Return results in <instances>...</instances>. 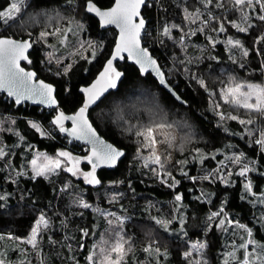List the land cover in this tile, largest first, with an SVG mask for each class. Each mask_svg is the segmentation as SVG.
<instances>
[{
    "label": "trees",
    "instance_id": "obj_1",
    "mask_svg": "<svg viewBox=\"0 0 264 264\" xmlns=\"http://www.w3.org/2000/svg\"><path fill=\"white\" fill-rule=\"evenodd\" d=\"M27 2V12L62 11L71 18L77 17L78 10L81 9L85 17L95 21L97 36L108 34L112 38L110 49L86 80H81L82 70L76 62L67 77L51 76L43 72L44 67L39 66L38 57L42 47H38V43L34 44V49L30 53L33 63L23 64L28 69L36 70L39 78L55 84L60 106L67 113H75L84 101L80 88L94 80L110 57L117 31L114 28L101 30L97 19L86 12V0H28ZM93 2L101 8H109L114 0H93ZM10 3L11 0H0V11L6 10ZM147 4L148 6L142 11L147 22L142 38L143 45L157 58L167 81L186 104L178 102L151 74H142L138 67L125 59L115 65L116 69L123 73L118 88L89 110V117L100 134L125 152L124 158L114 168L97 169L96 175L101 180V185H88L83 179L73 177L66 171H61L50 178L38 177L33 180L31 176L11 174L5 161L0 160V196L7 197L0 201V233L5 232L17 239H26L42 213L51 222L41 234L38 248L32 258L34 264L86 262V243L90 239H84L81 230L90 227L93 213L89 208L80 206L77 201L81 197L93 207L110 209L128 216L126 227L133 247L141 249L147 245H155L170 254L172 264H188L184 253L190 251L191 244L197 241L207 244L204 254L208 264H220L219 250L222 246L223 232L214 222L207 232L204 230L208 214L217 211L222 204L225 211L232 213L234 220L247 223L254 228L256 237L264 242V229L256 221L259 206L257 203H252L254 198L245 193L243 188L245 178L237 174V169L233 171L232 177L228 178L231 183L227 185L216 178L193 182L181 175V170L195 177L214 173L220 161L226 163L223 150L227 144H232L238 153L244 152L250 160L256 162L258 171L248 174V178L253 181V191L259 193L264 190V175H261L264 172V153H261L258 145L252 143L256 137L249 136L244 130L245 126L238 121L222 120L218 115L219 112L221 113L220 108L226 112L225 104L221 107L220 101V90L227 84L226 75L233 74L249 83L264 84V42L254 43L264 34V23L252 20L255 27L245 33L226 25V33L217 35L210 30L216 26L215 24L205 27V30L200 32L197 30L200 25L199 20L193 24L191 16L188 20L184 19L185 7L190 13L201 7L197 0H148ZM213 11L216 15L227 16L228 20L241 23L239 13L231 10L230 2L226 3L224 9H213ZM165 25H180L183 31L172 28V36L169 38L162 34ZM242 26L245 25L242 23ZM35 27L30 36L22 28L17 27L4 30L0 37L6 35L23 40L35 39L41 26ZM0 28H4L2 23ZM27 29L31 30V27ZM190 31H196V34H188ZM183 35L189 42L185 53L178 46ZM209 36L214 40H220L215 47L209 42ZM227 37L238 38L244 48L249 50L248 56L243 55V50L241 52L235 48L232 52L227 51ZM43 58L44 55L41 59ZM184 58L190 59L186 62L187 67ZM170 67L174 68L171 72H169ZM60 79L65 80L63 85ZM200 79L204 80L205 86L200 85L198 82ZM68 84L77 86L78 99L73 105L65 104L61 95L62 86ZM138 90L142 91L141 100L135 104L127 102L128 97L137 96ZM149 103H152L153 108ZM217 104L220 105L219 108ZM118 105L128 106L121 107V112H117ZM55 113V110L28 104L16 106L12 99L0 94V115L15 119L16 124L11 127L25 137L22 141L23 146L16 147V152L23 151L25 146H29L30 149L49 154L67 150L81 158L86 156L88 151L79 150L81 149L79 144L74 143L69 146L61 138V133L51 124ZM118 113H122V119H119ZM227 113L231 112L227 111ZM154 118L164 119V122L173 125L179 123V130L197 134L196 140L190 144L191 147L176 155V165L172 173L181 183L175 189H170L162 183L151 168H145L139 160L133 159L138 150V144L134 141L136 124L143 122L142 125H146L152 123L151 119ZM28 121L39 122L50 129H55L58 133L53 134L54 139L42 137L30 127ZM254 122L264 127V117L259 116ZM7 123L9 127L10 124ZM0 135L4 141L13 145L19 141L13 132L5 131ZM212 156H215V159H212ZM201 160L203 163L200 162ZM178 161L186 163L180 164L177 163ZM82 166L84 169L90 168L86 162H83ZM229 169L228 166L223 171ZM66 184L69 185L67 190H65ZM177 192L184 194L180 203L174 199ZM197 196L201 197L199 201L196 199ZM177 216L185 217L183 231L177 222ZM162 219L171 222L170 229L157 223ZM82 245L85 247H81Z\"/></svg>",
    "mask_w": 264,
    "mask_h": 264
},
{
    "label": "snow or ice",
    "instance_id": "obj_2",
    "mask_svg": "<svg viewBox=\"0 0 264 264\" xmlns=\"http://www.w3.org/2000/svg\"><path fill=\"white\" fill-rule=\"evenodd\" d=\"M197 2L201 7L196 8L194 13H190L188 8L185 7L184 19L188 20L191 16V23L193 24L199 20L200 25L197 30L200 32H203L205 27L215 24L216 26L212 27L210 30L217 35L226 33V25L236 28L241 33H245L248 32L249 29L255 27V24L251 22L252 20L255 19L264 23V0H230L231 10L239 13L241 23H238L235 20H228L227 16L216 15L214 13L213 9H224L228 0H215V2L214 0H197ZM23 4L24 0H11L10 6L7 10L0 11V23L8 25L10 21H15L16 24L20 25L22 28L25 26L31 27L40 24V19L37 16H30L27 20L22 18L17 19L18 14L21 13V5ZM147 6V0H114V3L110 8L102 10L93 2V0H86V12L95 14V16L99 18L101 27L115 25L119 29V38L112 55L108 58L103 71L99 74V78L89 87L80 88V91L86 96V99L83 105L73 115H67L63 110H60L56 96L57 87L55 84L47 83L43 79H38L35 70H26L24 67H21V61L26 62L28 65L33 63L29 57V50L33 48L34 44L38 42L47 43L46 38L49 35H57L61 29L57 27L49 32L46 30L48 27V24L46 23L44 25L45 30L39 32L37 39L17 40L11 37H0V91L5 92L9 98H12L13 103L17 106L30 101L33 104H40L55 109L56 114L51 120V124L55 129L61 134H66L77 141H83L90 146L88 154L83 158L75 156L66 150L58 151L55 156L37 152L36 155L28 161L27 165L31 168V178L33 180L38 177L47 178L48 176L56 174L58 171L62 170L70 173L73 177H76L79 174L88 185H101V180L96 175L97 169L104 166L109 168L115 167L121 157L125 156L123 150L113 146L111 143H107L100 137L96 128H94L89 121L88 110L90 106L95 104L105 92L109 89H116L117 81L120 80L123 73L114 67V62L117 60H123L124 53H127L128 58L139 65L142 74L147 73L151 69L159 77V83L165 86L167 85L164 71L161 70L156 59L149 52L148 48L141 46V33L145 30L146 24L145 19L141 16V8ZM257 8L259 11H257ZM201 9H203V11ZM242 23L245 26H242ZM77 26L82 30L84 29L83 24H78ZM172 28L183 31L180 25H165L162 34L171 38ZM67 31H70V29ZM67 31L65 33V39H67ZM188 34L195 35L196 31H190ZM226 39L228 45L242 49L243 55L248 56L249 50L244 48V45L239 39H234L232 37H227ZM208 40L213 47H215L216 43H219L218 40H213L211 36L208 37ZM183 41L184 37L181 36L180 42L183 43ZM261 42H264V34L260 35L254 41V43L257 44ZM61 43H63V41ZM48 47L50 49L53 48L52 45H48ZM80 47L93 48L91 59H95L96 51L92 41L82 42ZM99 47L103 48V44L101 43ZM82 58L85 60L89 59V57L86 56ZM43 62L50 66L47 70L51 72L53 76L67 77L73 67L72 63L64 64L62 57L55 55L52 50L44 53ZM53 66L55 67V71H53ZM198 82L202 87L205 86L203 79H200ZM62 87L65 93L68 95L72 94V85L68 84L67 86ZM245 88L247 89L246 91L243 90ZM220 96L224 104H232L234 107L243 108L251 113H257L264 117V87L251 83H235L234 85H229L221 89ZM219 107L220 105L217 104V108ZM218 115H220L222 120L225 118L223 113H218ZM227 118L238 121L241 125H244L245 132L249 136L256 137L252 143L258 145L261 153H264V127H249L255 123L252 119H241L236 115H231ZM66 121L71 122L72 126L70 128L65 127ZM8 122L10 125L16 124L15 119L9 118ZM28 123L40 136L55 138L51 132L46 131L42 127L41 123L33 121H28ZM3 125L4 121L0 119V133L5 131L13 132V134L19 138V141L25 139L19 131L14 132L11 127L5 128ZM137 135L143 138L144 143L142 146L150 149L151 152L149 156L144 157L143 166L149 168L151 165V171L156 177L170 189H175L181 181L176 179L172 174V169L166 167V161H162L161 156L156 153V137L153 135L152 130L149 129L147 134L138 133ZM69 142H71V140ZM8 155L9 153L5 151L4 147L0 146V158H4ZM212 159H215V156H212ZM226 159L228 160L229 165L238 166L237 174L240 177L245 178L243 188L245 193L254 198L252 203L255 204L259 202L260 204H264V190H261L259 193L253 191V181L248 178L249 173L258 171L255 166L256 162L250 160L244 152L233 154ZM82 162H86L90 165L89 171H82L80 169L79 165ZM200 162L203 163V160ZM177 163L184 164L186 162L178 161ZM227 168L228 165H225L223 161H220L214 173H209L203 177L189 176L188 172L183 170H181V175L193 182L200 179L211 180L216 178L227 185L231 183L228 178L233 175L231 170L222 171V169ZM18 175H27V173H18ZM261 175H264V172H262ZM169 180L171 183H169ZM68 188L69 185L66 184L65 190ZM183 195V193L177 192L174 196L175 201L177 203L182 202ZM6 198L7 197L5 196H0V201L5 200ZM113 199H115V196ZM196 199L199 201L201 197L197 196ZM77 202L82 208L88 209L92 207V205L85 202L82 197ZM109 215L114 214L109 213ZM115 219L117 223H123L121 218L116 217ZM207 219L209 222L215 221L216 226L224 230H226L229 225H233L234 227L243 230L245 235L240 238L241 242L238 245L239 249L244 250V257L241 264H264V245H258V242L252 239L253 230L251 228L247 227L245 224L227 218L223 207L218 211L212 212ZM261 220L264 221V215L261 216ZM108 223L112 224L113 221L110 220ZM157 223L162 222L157 221ZM179 223L181 231H183L185 220L181 219ZM48 227L49 220L46 219L45 214L42 213L36 220L34 227L31 229L30 236L27 238L26 243L32 245L33 248H37L38 237L40 236L41 230L47 229ZM165 228H167L166 224ZM81 231L84 236L89 234L87 231ZM233 235H235V233H233ZM101 243L106 245L107 241L102 240ZM125 243L126 241L124 238L120 236L110 247H101L99 249V256L93 251L87 257L89 264H120V260L124 253ZM249 245L254 246V251L249 252ZM206 247L207 244L203 241L192 243L190 246L191 250L184 253L188 264H207L206 260L197 259L194 255L198 254L202 257ZM255 247L259 248V254H256ZM145 251L147 252L149 249L146 248ZM156 251L159 252V249H156ZM112 253L118 254L115 260L112 259ZM228 256L235 259L234 253L231 251L228 253ZM94 257L96 259H94ZM0 264H6V261L2 256H0ZM224 264H229V261L225 259Z\"/></svg>",
    "mask_w": 264,
    "mask_h": 264
},
{
    "label": "rangeland",
    "instance_id": "obj_3",
    "mask_svg": "<svg viewBox=\"0 0 264 264\" xmlns=\"http://www.w3.org/2000/svg\"><path fill=\"white\" fill-rule=\"evenodd\" d=\"M27 1L28 0H24V4L21 5V13L18 14L17 19L22 18L24 20H27L30 16H37L40 19V24H38V25L41 26V27H39V29H40L39 32L42 30H45L44 25L46 23L48 24V27L46 30L49 32L53 31L57 27H59L61 29V31L55 36L49 35L46 38L47 43L38 42V45H39L38 47H40V46L42 47V51H40V53H38V57L40 59L39 66L44 67L43 72H46L49 75L53 76L52 73L47 70L49 68V66H47V64L43 62L44 58L41 59L43 57L44 53H46L49 50H52V51H54L55 55H59L62 57L63 63L74 64L76 62L79 65L80 69L82 70L81 80H86L87 78H89L92 75V73L94 72V70L96 69V67L98 66L99 62L106 55V52L110 49V47L112 45V38L108 34H105L102 36H97V33H96L97 28H96L95 21L93 19H91L90 17H85L81 9L78 10V13H77L78 16L75 18H71V16L69 14L62 12V11H41V12L28 11L27 12V6H28ZM228 2H230V0H228ZM78 24H83L84 29L83 30L80 29L77 26ZM38 25L31 26V30H28L27 26L22 28L20 25L16 24L15 21H10L8 25L3 24L4 28H2V29L0 28V34H2L4 32V30H6V29H11V28L15 29L17 27L22 28L25 33L32 34L31 31L36 29L35 26H38ZM69 29H70V31H67ZM66 31H67V39H65ZM3 36H6V35H3ZM171 36H172V31H171ZM183 37H184V35H183ZM37 38H38V36L35 37V39H37ZM234 39H236V38H234ZM216 40H218V39H216ZM62 41H63V43H61ZM87 41H92L94 44L95 51H96L95 59H91L93 48H89V47L81 48L80 47L82 42H87ZM218 41H220V40H218ZM101 43L103 44V48L99 47V45ZM179 43H180V45H178L179 48L183 49V52L185 53L186 48L189 46V42L184 37L183 43H181V42H179ZM48 45H52L53 48L50 49L48 47ZM226 48H227V51H229V52H232L233 48H235V50L238 49L242 52V49L228 45L227 41H226ZM84 56L89 57V59L85 60L84 58H82ZM183 60H184V63H186V62H189L190 59L184 58ZM186 67H187V63H186ZM53 69L55 70V67H53ZM173 70H174L173 67L169 68V72H171ZM57 77H63V76H57ZM225 77L227 80V84L224 85L225 87H227L229 85H234L235 83L249 84L248 81H246L240 77H237L236 75H233V74H228ZM64 81L65 80L60 79L61 85L64 84ZM251 84H255V85H259L261 87H264L263 83L252 82ZM72 86H73V90H72L71 95H68L63 90L61 91V95L64 99V103L67 105H73L78 99V94L76 92L77 86H75V85H72ZM225 87H223V88H225ZM223 88H221V89H223ZM243 90L246 91L247 89L245 88ZM141 92L142 91L138 90L137 96L128 97V99H126L127 102H129L131 104L137 103L139 100H141V97H142ZM143 97L148 98L149 96L148 97L143 96ZM146 101H149V100H146ZM220 101H221V107H222V104L224 106V103L221 100V96H220ZM115 104H119V103H115ZM149 104H150L149 106H151V108H153L152 103H149ZM127 106L128 105H123V106L121 105V107H127ZM225 106H226V108L224 110H226V112L222 110L223 108L219 109V111H221V113L224 114L225 120L228 119L227 118L228 116L236 115L241 119H252L253 121H256V118L261 116L257 113H251V112H249L243 108L234 107L232 104H225ZM121 107H119V105L116 107L117 112H121L120 111ZM124 110L127 111V109H124ZM160 111L161 110H159V112ZM227 111H229L231 113L229 114V113H227ZM121 114L122 113H118L119 119L123 118V116ZM147 115L148 114H146V117H147ZM147 118H149V116ZM0 119H2L4 121L3 126L5 128H7V126H8L7 122L9 120V117H3L0 115ZM151 120H152V123H148L146 125H142L143 122H139L136 124L137 127H135V131H134V141H136V143L138 144V150H137V153L134 155L133 159L139 160L140 163L143 165L144 157H147L151 154L150 149H147V148L142 146L144 143L143 138L139 137L137 135L138 133L147 134L148 130L151 129L153 132V135L156 137V144H155L156 153L161 156L162 161H166V167H170L172 169V172H173L174 166L176 165V155L178 153L184 152V150H186V149H189L191 147L190 144L193 142V140H196L197 134H195V133H193V134L192 133H184L182 130H179L178 129L179 123H177V124L175 123V125H173V124L164 122V119L154 118ZM11 126H13V125H10L9 127H11ZM42 127L46 131H48L46 129L47 126L45 128L44 125H42ZM249 127L261 128L263 126H262V124L259 125L256 123V124L249 126ZM13 131H15V130L13 129ZM6 132L12 133V132H8V131H6ZM129 132H130V129H129ZM0 134H2V133H0ZM14 145L11 143H8L7 141H4L3 138L0 137V146H3L5 151L9 153L8 156H6L4 158H0V160L5 161L6 167L10 170L11 174L18 175V173H25L26 172L27 173L26 176H31L32 175L31 174V168H30V166H27L28 161H30L36 155L37 152H42V153H46V152L38 151L35 149H30L29 146H25L23 151L16 152V149H17L16 147L23 146L22 141H17V144H14ZM56 153H54V154L47 153V154L55 156ZM223 153L225 155V158H227V157L232 156L233 154H238V151L236 150V147L234 145L227 144L223 150ZM17 155H18V157H17ZM15 156H16V160L14 161ZM75 156H77V155H75ZM225 160H226V163H225V165H226L229 162H227L228 161L227 159H225ZM82 163L79 165L80 169L82 171H89L90 168L84 169L82 166ZM228 166L230 167L229 170H231L232 172L236 171V169L238 170V167H236L237 165H229L228 164ZM151 167L152 166L150 165L149 168H151ZM61 171H58V173H60ZM222 171H223V169H222ZM58 173H56V174H58ZM56 174L50 175L47 178H50L51 176H54ZM76 177L83 179L82 176H80L79 174ZM257 204L259 206V214L256 217V221L264 229V221L261 220V216L264 215V204H260L259 202H257ZM221 207L224 208L223 204L217 209V211ZM89 209L93 213V221L91 222L90 227L88 229H84V231H87L89 234L87 236H84L82 234L84 239H87V238L90 239L88 241V243H86V245H87L86 255L87 256H86V262L84 264H89V262L87 260V257L89 254H91L93 251H95L97 253V256H99V249L101 247H105V248L110 247L112 244H114L116 242V239L120 236H122L124 238V240L126 241V243L124 244V253H123L122 259L120 260V264H172L170 261V254L168 252H166L165 250H161L160 248H157L155 245H147L141 249L137 248V247H133V245L131 243V236H129L128 230L126 227V224L129 220L128 216L121 214V213H118L117 211H112L110 209H100L98 207H93V206ZM109 213H112L114 215H109ZM224 213L226 214L227 218L234 220L232 213L225 211V210H224ZM210 214L211 213H209L208 216ZM208 216H207V218H208ZM116 217L121 218L123 220V223L122 224L117 223L116 219H115ZM221 218H224V217H221ZM46 219H48V217H46ZM181 219L185 220V217L184 216H180V217L177 216V222H179ZM48 220H49V225H50V223H51L50 219H48ZM110 220L113 221L112 224L108 223ZM160 221L162 222L161 224H163L164 228H165V224H166L167 228L170 229L169 225L171 222H169V221L167 222V220L165 221L163 219ZM234 221H236V220H234ZM213 222L215 223V221L209 222L208 219H206V227H205L204 232H207L210 229ZM237 222H239V221H237ZM239 223L245 224L247 227L251 228L253 230L252 239L257 241L258 245H264V242L260 241L256 237V233H255L254 228L249 226L247 223H243V222H239ZM179 225H180V223H179ZM219 229L223 232L222 233V246H221V249L219 250V262H220V264H224L225 259H227L229 261V264H241L243 257H244V250L239 249L238 245L241 242L240 238L242 236H244L245 233L243 232V230H241L237 227H234L233 225H229L226 230H224L220 227H219ZM42 232H45V229L41 230L40 236L38 237V245L40 242V238L42 236L41 235ZM233 233H235V235H233ZM27 238L26 239H17L11 234H8L5 232L0 233V256H2V258L5 259L6 264H34L32 261V258L34 256V253L37 250L38 246H37V248H33L32 245L27 244L26 243ZM102 240L107 241V244L106 245L102 244L101 243ZM81 247L84 248L85 245H82ZM146 248H148L149 251L146 252L145 251ZM156 249H159V252H157ZM248 250H249V252L254 251V246L249 245ZM230 251L234 253L235 259H233V257L228 256V253ZM255 252H256V254H259V248L258 247H255ZM111 255H112V259L115 260L117 258L118 254L112 253ZM194 255H195V258H197V259L206 260L207 264H208V260L205 256L204 252H203L202 257L199 256L198 254H194ZM71 258H73V256H71ZM94 259H96V258L94 257ZM41 264H44V262H42Z\"/></svg>",
    "mask_w": 264,
    "mask_h": 264
},
{
    "label": "water",
    "instance_id": "obj_4",
    "mask_svg": "<svg viewBox=\"0 0 264 264\" xmlns=\"http://www.w3.org/2000/svg\"><path fill=\"white\" fill-rule=\"evenodd\" d=\"M148 1V0H147ZM98 6V5H97ZM99 7V6H98ZM99 8H101V7H99ZM110 8V7H109ZM102 10H107L108 8H101ZM143 9H144V7H142L141 8V16L143 17V15H142V11H143ZM88 14H90L92 17H94L95 19H97V21H98V23H99V27H100V29L101 30H108V29H110V28H114L116 31H117V37H116V42H115V45H116V43H117V41H118V38H119V29L115 26V25H108V26H105V27H101L100 26V21H99V18L98 17H96L95 16V14H92V13H88ZM144 18V17H143ZM146 21V20H145ZM146 28H147V22H146V24H145V30H146ZM145 30L141 33V46L142 47H144V45H143V41H142V38H143V35H144V33H145ZM1 37H3V38H7L8 36H1ZM11 38H13V37H11ZM13 39H17V38H13ZM17 40H23V39H17ZM26 40V39H25ZM115 45H114V47H113V49H112V53H113V50H114V48H115ZM33 49H34V45H33V48L32 49H30L29 50V57H30V53L33 51ZM149 52L151 53V51L149 50ZM112 53H111V55H112ZM152 54V53H151ZM110 55V56H111ZM124 55V59L123 60H117V61H115L114 62V66L117 64V63H119V62H122V61H124L125 59H127L128 60V62L129 63H131V64H134L136 67H138L139 68V65H137L133 60H131V59H129L128 58V56H127V53H124L123 54ZM152 56L156 59V61H157V64L160 66V68H161V70L163 71V69H162V67H161V65H160V63L158 62V60H157V58L152 54ZM108 60V59H107ZM106 60V61H107ZM106 61H105V63H104V65H103V67H102V69L98 72V74L96 75V77L94 78V80L89 84V85H87V86H84V87H89L91 84H93L98 78H99V74L103 71V69H104V67H105V65H106ZM24 63H26V62H24V61H21V67H24L26 70H34V69H27L23 64ZM140 69V68H139ZM36 71V70H35ZM37 72V71H36ZM147 74H151L158 82H159V77L156 75V73L154 72V71H152L151 69L147 72ZM37 78L38 79H42V78H39V74L37 73ZM44 80V79H43ZM165 80H166V82H167V85L165 86V85H162L161 83H159L160 84V86L162 87V88H164L166 91H168L178 102H180V103H184V104H186L185 102H184V100L179 96V94L172 88V86L169 84V82L167 81V79H166V75H165ZM120 81V80H119ZM119 81H117V87H116V89L118 88V85H119ZM45 82H47V83H51V82H48V81H46L45 80ZM57 87V86H56ZM83 88V87H82ZM116 89H109L107 92H105L102 96H101V98L95 103V104H93L92 106H90V108H94V107H96L107 95H109L112 91H114V90H116ZM0 94H4V95H6L7 96V94L5 93V92H3V91H0ZM56 96H57V93H56ZM8 97V96H7ZM9 98V97H8ZM83 98H84V101H85V99H86V96L83 94ZM10 99H12V98H10ZM57 101H58V104H59V108H60V110H63L64 112H65V110L60 106V101H59V99H58V96H57ZM84 101H83V103H84ZM25 104H28V105H31V106H36V107H41V108H44V109H47V110H55V109H53V108H48V107H46V106H44V105H40V104H33L32 102H25L24 104H22V105H25ZM22 105H19V106H22ZM17 106V105H16ZM80 108V107H79ZM78 108V109H79ZM90 108H89V110H90ZM89 110H88V118H89V121H90V123H92V125H93V127L94 128H96L95 127V125L93 124V122H92V120L90 119V117H89ZM76 113V112H75ZM75 113H67V112H65V114H67V115H73V114H75ZM56 114V113H55ZM72 125H71V122L70 121H66L65 122V127H68V128H70ZM96 130H97V128H96ZM97 133L100 135V137L103 139V140H105L107 143H111L113 146H115V147H117L115 144H113L112 142H110V141H108L107 139H105L101 134H100V132L97 130ZM66 135V134H65ZM67 136V135H66ZM69 137V136H68ZM69 138H71V137H69ZM72 139V138H71ZM74 140V139H73ZM75 141H77V140H75ZM78 142H81V143H83V144H85V145H87L85 142H83V141H78ZM88 147H90L89 145H87ZM118 148V147H117ZM120 149V148H119ZM122 150V149H121ZM124 157H121V159L117 162V164L123 159ZM117 166V165H116ZM112 168H114V167H112ZM112 168H109V167H106V166H104V167H100V168H98V170L99 169H112Z\"/></svg>",
    "mask_w": 264,
    "mask_h": 264
},
{
    "label": "built area",
    "instance_id": "obj_5",
    "mask_svg": "<svg viewBox=\"0 0 264 264\" xmlns=\"http://www.w3.org/2000/svg\"><path fill=\"white\" fill-rule=\"evenodd\" d=\"M42 125H43V124H42ZM44 127L46 128L45 125H44ZM46 129H47L49 132H51L52 135L55 134V133H58V132H56L55 129H53V128L50 129L48 126H47ZM61 138H62L63 140H65V143H66L67 145H69V146L74 145V143H75V144H79V145H80L79 148H81V149H79V150H82V151H88V149H89V147H88L87 145H85V144H83V143H81V142L75 141V140L69 138L68 136H66L65 134H61ZM70 140H71V142H69Z\"/></svg>",
    "mask_w": 264,
    "mask_h": 264
},
{
    "label": "bare ground",
    "instance_id": "obj_6",
    "mask_svg": "<svg viewBox=\"0 0 264 264\" xmlns=\"http://www.w3.org/2000/svg\"><path fill=\"white\" fill-rule=\"evenodd\" d=\"M164 237V236H163ZM184 244V243H183ZM184 249H185V247H184ZM182 251V250H181Z\"/></svg>",
    "mask_w": 264,
    "mask_h": 264
},
{
    "label": "flooded vegetation",
    "instance_id": "obj_7",
    "mask_svg": "<svg viewBox=\"0 0 264 264\" xmlns=\"http://www.w3.org/2000/svg\"><path fill=\"white\" fill-rule=\"evenodd\" d=\"M115 67V66H114ZM28 69V68H27ZM30 69V68H29Z\"/></svg>",
    "mask_w": 264,
    "mask_h": 264
}]
</instances>
